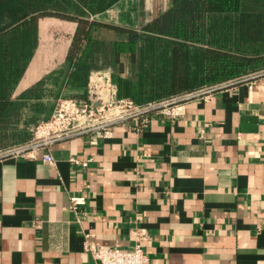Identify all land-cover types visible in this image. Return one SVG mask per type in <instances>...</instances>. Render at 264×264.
Here are the masks:
<instances>
[{
  "label": "crops",
  "instance_id": "1",
  "mask_svg": "<svg viewBox=\"0 0 264 264\" xmlns=\"http://www.w3.org/2000/svg\"><path fill=\"white\" fill-rule=\"evenodd\" d=\"M31 64L14 98L55 66L22 85ZM215 86L175 119L151 111L97 145L57 142L54 163L0 158V264H90L86 241L130 250L136 230L150 264H264V70ZM71 195L86 198L80 217Z\"/></svg>",
  "mask_w": 264,
  "mask_h": 264
},
{
  "label": "trees",
  "instance_id": "2",
  "mask_svg": "<svg viewBox=\"0 0 264 264\" xmlns=\"http://www.w3.org/2000/svg\"><path fill=\"white\" fill-rule=\"evenodd\" d=\"M122 1L0 0V147L8 129L25 140L58 99H85L92 71H111L118 97L144 105L264 70V0H168L147 22L136 0L100 18ZM44 20L73 30L50 72L14 98Z\"/></svg>",
  "mask_w": 264,
  "mask_h": 264
},
{
  "label": "built area",
  "instance_id": "3",
  "mask_svg": "<svg viewBox=\"0 0 264 264\" xmlns=\"http://www.w3.org/2000/svg\"><path fill=\"white\" fill-rule=\"evenodd\" d=\"M215 89V85L206 86L162 101L138 105L130 99L118 97V86L113 81L111 71H92L85 99H59L50 119L37 123L32 128L31 138L25 143L0 149V158L41 156L45 162L54 163L51 149L57 142L82 136L91 145H97L99 139L111 136L113 127L120 123L129 119H143L142 122L146 123L145 117L151 111L175 119L179 115L177 107L181 102L211 93ZM70 161L78 168H87L93 159L80 160L73 157ZM85 204L84 196H70V209L79 217ZM135 233L137 243L130 250L99 246L86 241V251L92 258L90 264H150L151 258L142 246L145 237L138 230Z\"/></svg>",
  "mask_w": 264,
  "mask_h": 264
},
{
  "label": "rangeland",
  "instance_id": "4",
  "mask_svg": "<svg viewBox=\"0 0 264 264\" xmlns=\"http://www.w3.org/2000/svg\"><path fill=\"white\" fill-rule=\"evenodd\" d=\"M133 1L135 2L136 0H133ZM134 2H129L128 5L125 6V7L128 6L129 7L128 9H124L122 6L115 7V9L107 12V14H105L103 17H100V18L106 19L107 21H111L113 19V16L115 18V14H117L122 9L128 10V11L130 10L131 12H133ZM167 2L168 0H156L157 5L159 3L160 5L161 4L166 5ZM153 12H155V9L145 10V15H144L145 19H142V18L140 19L146 20V22L149 21L152 18ZM42 23H43V28H44L43 29L44 35L42 37L43 43L40 42V45L38 47V53H39L38 58H35V60L32 62L28 76L26 77L22 85L24 84L27 85L28 83L33 81L39 75V71L41 69L45 72L48 69V66H49L48 64L49 63L51 64V61H54V64H55L57 62L56 60L60 59L62 52H64L63 49L65 48L64 46L66 45L67 39L69 37L68 35L73 30L72 25L66 24V23H63L57 20H44L42 21ZM44 76L42 77V79L44 78ZM34 126L35 125L30 126V128H28L29 131L24 130V132H27V133H25L24 138L26 139L23 141H20V137L13 136L14 130L8 129L6 132H4L6 137L3 140L0 149H5V148H8L14 145H20L28 141L32 136V128ZM20 131H22V129Z\"/></svg>",
  "mask_w": 264,
  "mask_h": 264
}]
</instances>
